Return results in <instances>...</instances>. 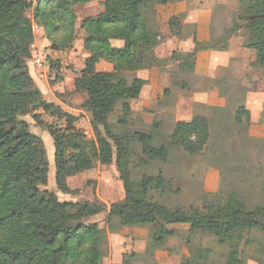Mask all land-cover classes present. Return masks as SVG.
<instances>
[{
    "label": "trees",
    "instance_id": "1",
    "mask_svg": "<svg viewBox=\"0 0 264 264\" xmlns=\"http://www.w3.org/2000/svg\"><path fill=\"white\" fill-rule=\"evenodd\" d=\"M92 1L96 0H35L33 22L44 29L52 48H70L76 36L73 7ZM177 1L104 0L99 14L81 21L84 48L90 55L74 81L73 92L86 96L82 108L90 115L94 135V140H87L76 126L78 117L43 101L29 73L34 35L26 12L32 2L0 0V264H102L99 245L104 230L83 220L104 212L105 206L62 203L44 189L48 181L47 151L43 140L30 132L27 116L47 128L54 148L55 186L59 192L75 193L67 185L68 178L90 170L95 162L101 166L115 164L124 197L109 207L108 228L116 221L120 228L150 226L151 240L162 244L176 234L168 226L188 225L191 232L210 234L220 246L228 248L225 264H245L240 244L245 234L264 232V207L249 210L233 194L223 202L202 208L168 207L148 199L153 188L162 186L160 175L143 176L136 185L137 192L124 176L134 142L141 145L149 160L165 161L172 148L199 154L208 141V120L195 116L188 122H177L167 143L161 145H154L153 132L117 135L109 128V117L119 102L122 117L118 124L127 125L129 102L140 97L145 85L137 76L128 81L126 75L148 70L157 62L154 50L163 39L149 29L143 13ZM238 2L242 6L237 19L240 25H233V32L245 33L243 46L254 50L255 66L264 74V0ZM178 27V18L170 19L171 32L178 34ZM112 41H121L122 46L114 47ZM194 42L195 49L184 54L185 60L178 64L181 71L185 67L188 72L193 69L196 54L202 49ZM187 60L191 61L188 65ZM100 61L111 64L112 71H96ZM38 110L55 120V125H44ZM241 112L249 115L239 107L235 116L238 124L242 123ZM181 264L191 263L184 259Z\"/></svg>",
    "mask_w": 264,
    "mask_h": 264
},
{
    "label": "rangeland",
    "instance_id": "2",
    "mask_svg": "<svg viewBox=\"0 0 264 264\" xmlns=\"http://www.w3.org/2000/svg\"><path fill=\"white\" fill-rule=\"evenodd\" d=\"M101 2L102 0L92 1L73 7L77 27L82 20L95 14L96 4L100 6ZM224 3H228V6L224 7V9L216 8L214 15L228 18V32H233V25L237 27L240 25L239 23L237 24V19L242 12V6L238 0H227ZM100 9H103L102 5ZM30 13V11L26 12L27 17ZM143 16L149 29L159 33L164 40L166 36L160 33V31L164 32V29L160 22L157 21L155 10L153 12L150 9L146 10ZM81 35H83L82 30L78 31L75 36L76 40L74 41L76 43L79 38L81 39ZM239 36L240 38L234 41L236 42L234 47L246 48L243 46L246 37L242 30ZM226 42L227 40L219 43L211 42V44L206 45L200 44L201 50L220 48V44H224L222 46L224 47ZM253 51L250 50L249 52L251 57H254ZM87 53L90 55L86 50ZM184 57V54H176L173 59L172 56L161 60L155 57L157 62L152 68H160L161 71L167 72L165 68L170 66L168 71L176 78L179 72L176 70L175 65L176 63H182L185 60ZM242 57V51L238 52L234 57L232 56L226 72L225 69H220L217 72L209 71V76L207 75L202 79H194V87L191 89L175 87L177 83L174 79V86L171 85L168 90H165L167 93L164 95L168 97L170 94V96L165 99L166 102L163 105L158 103L156 106L148 107L146 104L151 101L150 97L153 95L148 88L143 89V92L141 91L140 93V96L142 95L141 99L138 98L139 100L129 102L131 114L127 117L128 122L125 126L118 124V120L122 117V102L116 105L114 113L108 120L110 131L117 135L122 133L133 135L135 132H153L156 135L154 145L166 144L175 124L179 120H189L193 117V114L195 116L205 115L208 120V141L204 145L203 150L196 155L186 154L181 148H172L165 161L149 160L144 156L141 145L138 142H134L132 144V155L124 169V176L128 182L133 184L134 192L138 191L136 185L139 184L143 176L157 177L160 175L163 184L161 187L153 188L148 194V199L164 206L185 209L190 207L202 208L223 202L233 194L249 210L264 207V74L255 65L254 71H249L248 68L243 67L242 63L238 66L237 61ZM71 61L72 64H69L68 61L63 63V65L68 63L67 70L69 71L75 67L73 64L75 58ZM187 61V65L191 63L190 60ZM101 63L108 64L101 61L97 63L96 69L106 70L107 68L102 67ZM78 65L79 62H77L76 66ZM137 73L127 74V80L131 81L132 77L136 76ZM227 76L228 78L223 83L222 81L219 82L221 86L218 88L221 99L227 100L224 107H194L193 112L192 109L174 111L179 100L184 98L182 100L184 101L188 97L194 99L195 96L202 94L203 91H209V85L212 83L217 84L216 82H211L208 78L221 79ZM51 79L53 83H56L57 79L55 77H51ZM74 81L68 82L64 87L63 84H59L56 87L58 90L63 88L62 93H54L56 99L59 100L58 104L62 105L58 107L64 112H71V114L74 113V116H79L76 126L84 132L87 140H94L92 129L88 125L91 119L90 115L82 108L86 96L83 93L76 94L73 91L70 93V89H73ZM177 89L179 90L178 92H176ZM160 95L161 92L157 96L159 97ZM175 100L176 103L172 105ZM240 105H245L250 112L247 111L248 117L241 112L242 123L238 124L235 116L236 109L241 107ZM40 110L37 112L39 113L38 116H40L39 120L44 125H55V120ZM25 121L29 126L30 132L39 136L46 147L49 166L47 170V186L44 189L55 194L58 201L62 203L90 202L105 206L106 210L104 212L84 219L83 223L105 225L100 239L99 250H101L104 257L103 260L106 263L110 264L114 259L113 257H108L110 256V245H112L110 240L119 241L120 239V242L114 243L119 245L124 241L123 243L126 245L127 251H129L132 250V247L134 248V245L131 248L129 247L131 242L133 244L134 242L141 243L142 240L136 241L138 240L136 238H140V236L146 242L142 247L143 254L135 259L134 254L126 252L124 255L125 264H157L156 254L160 257L162 263L165 257L171 261L173 260L174 264H181L184 259H189L191 264L226 263L228 248L220 246L210 234L191 232L188 225L168 226V229L176 231V234L167 237L162 244H155L151 240L150 232L152 228L150 226L124 228V231H121L123 227L120 228L116 221L115 223L113 222L111 228H108L106 220L109 207L114 203L120 202L124 197L123 184L115 164L101 166L98 162H95L90 170L68 178L67 185L75 193L63 194L55 186L54 148L46 126H40L34 122L31 116L25 117ZM99 130L104 133L101 127ZM107 229L109 234H107ZM245 241H249L248 244L244 245ZM240 252L245 264H264V232L251 231L245 234L244 240L240 244Z\"/></svg>",
    "mask_w": 264,
    "mask_h": 264
},
{
    "label": "crops",
    "instance_id": "3",
    "mask_svg": "<svg viewBox=\"0 0 264 264\" xmlns=\"http://www.w3.org/2000/svg\"><path fill=\"white\" fill-rule=\"evenodd\" d=\"M30 1L32 2V8L28 10L31 12L28 18L32 20L34 40L31 47V59L28 63V70L36 87L39 89L41 93L43 101H45L46 103L53 104L55 106H62L58 104L59 100L56 99L54 93L56 94L63 92V88L59 90L56 88L58 87L59 84L61 85L63 84L64 87L68 82L74 81L75 79L79 78L80 72L84 67V62L86 58H88L89 56L88 53L86 54V50L83 44L85 33L82 31L83 35H81V39L79 38L77 43L74 41V43L70 48L67 49L52 48L50 41L47 39L45 35L44 29L33 22V8L35 7L36 4H35V0H30ZM103 1L104 0H102V2ZM224 1L227 0H179L177 2L167 4L164 6L162 5L155 6L154 10L156 13L157 21L160 22L165 32L164 33L163 31H160V33L163 34V36H166L163 42H161L154 50V54L157 59L161 60V59L170 58L174 52L177 53L178 55L192 52L196 47L194 40L198 44H204V45L211 44V42L219 43L220 41H225V40H227V42L224 47H222L224 44H220L221 45L220 48H211L197 52L193 69L190 72L186 70V67L184 68L183 71L179 70L178 63L175 62L176 70H178L179 72L178 76H176L177 79L174 78V76L170 71H168V68L170 66L165 68L167 72L161 71L160 68L158 69L156 67L148 70L138 71L136 76L146 82L143 89L148 88L149 92L152 93L153 95L152 97H150L151 101L147 102L146 104L148 107L153 105L156 106L158 103L160 105H163L166 102L165 99L168 98L170 94L168 95V97L165 96L164 95L166 94L165 90H168L171 85L174 86V79L175 82L177 83L175 87L181 89H188V88L191 89L194 87L193 80L196 78L202 79L207 75L209 76L208 74L209 71L217 72L220 69H225L226 72L231 57L232 56L234 57V55H236L238 52L240 53L242 51L243 57L237 61V65L240 66V64L242 63L244 65L243 67L248 68L249 71L254 69L255 60H256L255 52L253 51L254 57H251L249 53L251 49L234 47L236 44V42L234 41H237L240 38L239 34L241 30L237 32H228L229 19L221 18L214 15V10L216 8L224 9V7L228 6V3L226 4L224 3ZM102 2L100 6L102 5ZM100 6L96 4L95 7L96 12L93 16H96L103 10L100 9ZM172 18H178L179 20V27L178 29H175L177 30L178 34L175 35L171 34L172 32L169 29V21ZM78 31H81V29H80V25L77 27V22H76L75 23L76 34ZM111 44L112 46L118 48L122 46L121 41H112ZM41 55H43L45 59L47 58L48 60L47 69L46 66L44 68H41L40 66H38V63H36L38 58H40L39 56ZM74 58H75V62H73V64L75 67L71 71H69L67 70L68 63H66L65 65H63V63L64 61L65 62L68 61L69 64H72L71 60ZM77 62H79L78 66H76ZM101 65L102 67H106L107 69L106 70L96 69V71L98 72L112 71L111 64L101 63ZM51 77H55V79H57L56 83L55 82L53 83ZM227 78L228 76L226 78L222 77L221 79L208 78V80H211V82L212 81L216 82L217 84L215 85L212 83L211 85H209L210 87L208 89L209 91L207 90L203 91L202 94L195 96L194 99L192 97H188L184 101H182L184 98L182 100H179L178 101L179 103L174 108V111L177 110L183 111V110L192 109L193 112L194 107L195 108L196 107L217 108L218 106L224 107L225 104L227 103V100L225 101L221 99L220 91L218 88H220L221 86V83L219 85V82L222 81L223 83V81ZM263 79H264V75H263ZM72 91L73 89L71 88L70 93H72ZM178 91L179 90L177 89L176 92ZM160 92L161 95L158 97L157 95L160 94ZM141 96L139 97V99L142 98ZM84 99H86V97ZM175 103L176 100L174 101V103H172V105ZM240 106L244 107L246 111L250 112V110L245 105H240ZM238 108L239 107H237V109ZM263 109H264V104H263ZM66 113L70 115L73 114L72 116H74V113L72 114L71 112L70 113L66 112ZM196 116H202L206 118V116L202 114ZM74 117L79 118V116H74ZM193 117H195L194 114ZM191 119L179 120V121L188 122ZM88 125H90V121ZM104 226L105 225L102 224L98 225L100 229H104ZM108 231L109 230L107 229V234H109ZM121 231H124V228ZM136 239H138L136 241L139 240L142 241L140 244H138L137 242H134V244L133 242H131L129 244L130 248L134 245V248L132 247L133 251L132 250L127 251L128 249H126V245L123 243L124 241L121 242L120 245L114 244L120 242V239L119 241L115 239L110 240L112 245H110V249H109L110 256L108 257L114 258L113 261L110 262V264H122L126 252H128V254H134L135 259L139 258L141 254H143L142 247L146 242L145 239H143L141 236L140 238H136ZM103 259L104 257L102 255L101 256L102 264H108ZM155 259L157 264L175 263L173 260L171 261L167 257L163 259L164 262L162 263L160 261V257L157 256V254L155 255Z\"/></svg>",
    "mask_w": 264,
    "mask_h": 264
},
{
    "label": "built area",
    "instance_id": "4",
    "mask_svg": "<svg viewBox=\"0 0 264 264\" xmlns=\"http://www.w3.org/2000/svg\"><path fill=\"white\" fill-rule=\"evenodd\" d=\"M47 58L45 59L44 56L40 57V59L37 60L36 63H38V66H40L41 68H44L46 66V69H47Z\"/></svg>",
    "mask_w": 264,
    "mask_h": 264
}]
</instances>
